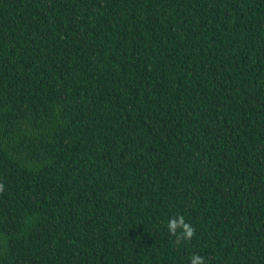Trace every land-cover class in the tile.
Here are the masks:
<instances>
[{
    "label": "trees",
    "instance_id": "obj_1",
    "mask_svg": "<svg viewBox=\"0 0 264 264\" xmlns=\"http://www.w3.org/2000/svg\"><path fill=\"white\" fill-rule=\"evenodd\" d=\"M0 183V264H264V0H0Z\"/></svg>",
    "mask_w": 264,
    "mask_h": 264
},
{
    "label": "clouds",
    "instance_id": "obj_2",
    "mask_svg": "<svg viewBox=\"0 0 264 264\" xmlns=\"http://www.w3.org/2000/svg\"><path fill=\"white\" fill-rule=\"evenodd\" d=\"M4 189V185L0 183V192ZM167 230L171 237H174L176 246L189 242L195 235V228L186 222L183 214L171 217L167 222ZM188 264H205V258L198 253H193L189 257Z\"/></svg>",
    "mask_w": 264,
    "mask_h": 264
}]
</instances>
